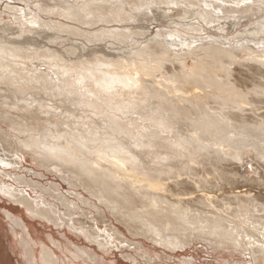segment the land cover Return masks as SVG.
I'll use <instances>...</instances> for the list:
<instances>
[{"label": "bare ground", "instance_id": "6f19581e", "mask_svg": "<svg viewBox=\"0 0 264 264\" xmlns=\"http://www.w3.org/2000/svg\"><path fill=\"white\" fill-rule=\"evenodd\" d=\"M254 1L260 7L258 12L263 13L264 0H252L242 7L236 6L241 0H135L125 12L126 19L150 14L152 19L165 20L174 29L160 30L152 43H142L139 52L127 53V61L111 60L87 68H73L55 60L48 68L41 69L56 70L48 82L39 74L16 66L0 71V80L15 92H24L17 83L24 81L32 87L44 83L49 89L57 88L61 94L78 96L87 112L99 113L101 120L118 134L130 137L126 144L120 140L113 144L109 139L98 144L95 139L83 140L73 135L66 138L73 145L71 154L66 148L49 143L42 150L70 160L77 178L83 173L100 180V184H112V188L107 187L110 190L84 192L99 206H92L91 210L103 217L109 215L123 224L130 236L138 232L137 237L168 254L184 252L190 244L199 241L227 254L248 258L252 264H264V218H260L264 217L263 210L258 207L251 212L250 205L248 209L250 192L220 193V181L226 182L228 177L219 179L201 168L202 164L240 158V150L233 144L232 123L235 119L242 123V115H237L258 112V104L264 103V18L251 26H247L250 18L243 20L246 14H256ZM102 2L77 1L76 5L56 12V16L69 21L81 14L96 17L105 9L99 7ZM114 5L118 9L126 6L122 0H115ZM31 19L38 26L44 24L37 16ZM48 26L58 35L81 32L59 22ZM241 27L243 30L238 36L227 38L230 30L236 32ZM211 31L217 36H212ZM238 68L245 74L251 72L252 77L235 81L233 77ZM31 86L24 84V89ZM24 103L31 105L33 101ZM182 128L187 132L181 133ZM261 129L252 130L255 134L244 131L240 136L245 139V146L264 163V141L252 137L264 135V127ZM5 165L6 162L0 163L1 168L8 167ZM173 188L192 192L177 194ZM204 189L219 193L208 194ZM17 194L20 192L10 185L0 184V195L10 202H15ZM225 198L237 199L233 216L217 208ZM18 199L25 203L21 197ZM32 202L25 203L29 217L46 223L61 222L56 212L49 210L50 204ZM10 220L11 234L16 236L17 228L25 229L21 234L26 236L25 244H33L36 232L27 229L21 219L10 217ZM72 231L96 245L100 252L110 251V237L95 238L84 229ZM113 231L118 234L116 229ZM118 243L139 250L142 247L126 239ZM65 251L75 264L99 262L91 249L72 246ZM45 263L59 264V261L47 254Z\"/></svg>", "mask_w": 264, "mask_h": 264}, {"label": "rangeland", "instance_id": "374dc122", "mask_svg": "<svg viewBox=\"0 0 264 264\" xmlns=\"http://www.w3.org/2000/svg\"><path fill=\"white\" fill-rule=\"evenodd\" d=\"M77 1L81 3L82 0H1L0 65L4 66L0 71L5 72L16 66L29 69L48 82L49 76H54L56 70L51 68L41 71V69L48 68L50 62L60 60L73 68H87L98 62L127 61L129 57L127 53L139 52L142 43H152V38L160 30L174 29L168 27V22L165 20L160 22L156 18L152 19L150 14L137 19H126L125 12L130 10L135 0H122L126 5L122 9L116 8L115 0H99L104 1L99 7L105 9H102L101 15L96 17L81 14L69 21L56 16V12L76 5ZM254 2L256 8L253 10L256 14L249 13L243 16V20L250 18L247 26L264 18V12H258L257 8L260 7L256 1ZM52 12L55 13L53 16ZM173 15L177 16V13ZM36 16L44 24L38 26L37 23H33L31 18ZM19 19L25 23L21 24ZM51 22H59L81 32L78 35L75 33L58 35L48 26ZM240 30H243V27L238 28L236 32L230 30L231 35L227 38L238 36ZM210 34L217 36L215 31H211ZM52 37H56V41H53ZM240 70L238 68L234 73L235 81H247L252 77L251 72L245 74ZM17 83L22 85L21 89L24 92H15L12 86L0 80V161L9 165L6 168L0 167V184H8L20 192L15 199L16 203L0 195V264H46L49 263V261L45 263L47 254H52L59 264H75L69 254L65 253V250L72 249V246L93 250L97 254L98 264H216L217 262L237 264V261L238 264H252L248 258L239 257L236 253L227 254L199 241L190 244L184 252L168 254L152 243L137 237L138 232L135 236H130L127 228L123 224L119 223V225L109 215L103 217L91 210V207L97 204L84 192L110 190L107 187L112 188L113 185L100 184V180L83 173L77 178L70 160L56 157L54 154L49 155L42 150L43 146L49 143L66 148L71 154L73 145L66 138L73 135L83 140L95 139V143L98 144L105 139L111 140L113 144L117 140L126 144L131 140L130 137L126 134H118L116 129H112L101 120L99 113L87 112V107L79 103L82 99L78 96L61 94L57 88L49 89L50 86H44V83L33 87L31 83L24 81ZM24 84L31 87L24 89ZM27 100L33 103L25 104ZM258 107L260 108L258 112H243L237 115L239 117L242 115L241 118L244 119L242 123L238 119L232 123L235 137L233 144L240 150L239 159L242 160L233 159L226 163L215 161L202 164L201 167L205 172L214 174V177L219 179L228 177L226 182L221 179L220 193H230L232 190L241 193L250 192L251 198L248 199L247 207L248 209L249 205L252 207L251 212L258 207L264 212V163L251 152L250 147L245 146V139L240 135L244 131L255 134L252 130L261 131V127H264V103H259ZM179 131L187 132L185 128ZM252 137L264 141L263 134ZM97 183L102 186L99 187ZM171 190L177 194L192 192L185 188ZM204 190L212 195L219 193L217 190ZM19 197L25 203H33L32 201L36 200L50 204L49 210L56 212L61 222L46 223L29 217V209L18 199ZM88 201L89 206H87ZM217 208L233 216L237 208V199L233 198L229 201L225 198L224 201L219 202ZM10 217L21 219L27 229L36 232V236H33V244L28 246L25 244L26 236H21L26 232L25 229L17 228L16 236L11 234ZM81 229L95 238L110 237L112 242L109 246L110 251L100 252L96 245L90 244L81 235H75L72 231H81ZM113 229H116L118 234ZM129 230L135 232L132 227ZM125 239L135 245L142 244L141 249L119 245L118 242ZM165 259L167 262L164 261Z\"/></svg>", "mask_w": 264, "mask_h": 264}, {"label": "snow or ice", "instance_id": "6c2138e0", "mask_svg": "<svg viewBox=\"0 0 264 264\" xmlns=\"http://www.w3.org/2000/svg\"><path fill=\"white\" fill-rule=\"evenodd\" d=\"M252 0H242V3L237 4L236 6L242 7L243 5H247V4H251ZM171 7H180L181 5H170ZM173 37H169V39H172ZM0 163H3L2 161H0ZM5 166H9V165H5Z\"/></svg>", "mask_w": 264, "mask_h": 264}]
</instances>
